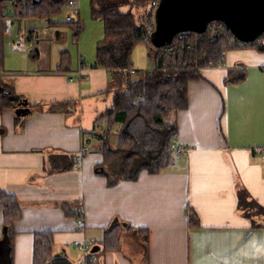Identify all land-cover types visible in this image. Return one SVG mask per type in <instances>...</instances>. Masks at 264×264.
<instances>
[{
    "label": "crops",
    "instance_id": "obj_1",
    "mask_svg": "<svg viewBox=\"0 0 264 264\" xmlns=\"http://www.w3.org/2000/svg\"><path fill=\"white\" fill-rule=\"evenodd\" d=\"M76 1L64 20L12 17L6 8L0 80L29 112L17 116L18 105L0 112V192L21 209L12 257L0 212V264H32L37 231H52L53 256L71 264H264V227L252 228L237 209L240 188L264 206V49L228 50L222 65L201 68L203 79L188 83L187 108L169 117L179 152L158 174L108 186L96 164L104 129L97 118L113 98L109 72L96 67L80 76L78 58L57 72ZM229 71L242 80L225 83ZM56 156L78 163L51 172ZM64 205L80 217L65 216ZM189 209L197 226H188ZM115 223L131 229L119 251L102 254L104 231ZM135 229L147 230V244Z\"/></svg>",
    "mask_w": 264,
    "mask_h": 264
},
{
    "label": "trees",
    "instance_id": "obj_2",
    "mask_svg": "<svg viewBox=\"0 0 264 264\" xmlns=\"http://www.w3.org/2000/svg\"><path fill=\"white\" fill-rule=\"evenodd\" d=\"M69 0H23L8 5L7 0L0 1V65L3 61V21L7 17L6 8L10 6L12 17L45 18L60 12ZM149 0H90V13L103 25L104 37L96 44L95 63L109 72L113 93L110 108L98 116L97 121L104 122V129L98 136L101 141L99 153L101 160L96 164L98 173L105 177L106 184L112 186L120 181H135L139 174H158L174 155V142L178 128L175 120H169L172 114L188 106L187 86L191 81L203 79L199 69L220 66L224 62V53L241 46L233 45L231 35L211 36L208 31L197 34L180 33L174 36L168 46L174 43L178 47L171 53L164 51L165 45L155 46L150 39H144L142 26L136 24L135 15L130 11H121L120 5L145 8ZM145 12L141 15L143 20ZM72 30L73 41L77 42L82 32L79 20L66 22ZM183 35V38H179ZM148 45L149 56L153 59L150 70H138L134 73L132 53L136 46ZM261 50L264 47H257ZM71 58L68 52L60 54L57 72L70 71ZM232 71L224 79L225 83L238 82L241 77L233 78ZM24 97L17 95L13 88L0 80V112L15 108ZM51 172L72 168L77 158L50 157ZM237 209L251 219V227H264V206L257 203L248 191H237ZM0 212L2 213V241L12 257L13 224L21 217V209L14 195L0 192ZM67 217L79 218L80 213L70 207L62 206ZM263 222H257L256 220ZM197 215L188 210V226H197ZM131 227L112 224L104 231L100 241L102 254L116 252L121 247V236ZM144 233L143 242L147 244L146 229H135ZM52 231L34 233L32 264H71L68 260L53 256ZM89 257L92 255L89 254ZM88 259V256H87ZM86 264H89L88 260Z\"/></svg>",
    "mask_w": 264,
    "mask_h": 264
},
{
    "label": "water",
    "instance_id": "obj_3",
    "mask_svg": "<svg viewBox=\"0 0 264 264\" xmlns=\"http://www.w3.org/2000/svg\"><path fill=\"white\" fill-rule=\"evenodd\" d=\"M155 19L150 37L155 46L170 43L180 33L202 34L213 21L222 22L239 42L250 43L264 32V0H160ZM28 112L26 100L14 111L17 116Z\"/></svg>",
    "mask_w": 264,
    "mask_h": 264
},
{
    "label": "rangeland",
    "instance_id": "obj_4",
    "mask_svg": "<svg viewBox=\"0 0 264 264\" xmlns=\"http://www.w3.org/2000/svg\"><path fill=\"white\" fill-rule=\"evenodd\" d=\"M119 8L121 11L130 10L135 15L136 24L138 26L141 25V15L144 14L145 8L135 6H125L122 8L121 5ZM68 14L73 15L72 8L66 3L61 7L60 12L56 14L55 18L64 20ZM74 17L75 20H79L82 23L83 29L79 35L78 41L74 42L72 30L70 27L66 28L69 31V40L66 44V48H64V51L68 52L71 58V63L75 62L79 56H82L84 58V62L91 65L90 63L95 61L96 44L104 37L102 22L99 19L91 17L90 0H80L78 12H74ZM152 60L153 59L149 56L148 47L145 44H140L134 48L132 53V62L133 65L139 67V70L143 71L148 69L150 64L149 61L152 62Z\"/></svg>",
    "mask_w": 264,
    "mask_h": 264
},
{
    "label": "built area",
    "instance_id": "obj_5",
    "mask_svg": "<svg viewBox=\"0 0 264 264\" xmlns=\"http://www.w3.org/2000/svg\"><path fill=\"white\" fill-rule=\"evenodd\" d=\"M8 5H11L15 2H17V4L19 5H23V0H7ZM159 2L160 0H149L147 5L145 6V17L142 20L141 26H142V31L144 32V39H150L151 35L154 33L155 28H156V10L158 9L159 6ZM77 1L76 0H69L67 2L68 5L70 6H76ZM10 20H4L3 24V30H5V28L9 25ZM208 33L211 36H216L218 34H229L231 35L230 41L233 45H239L241 47L243 46H253V47H264V32L257 38L255 39L253 42L250 43H241L239 42L226 28V26L219 21H213L211 22L208 26H207V30ZM182 34V33H181ZM183 35H180L179 38H183ZM148 47V45H147ZM178 47L177 43H174L171 46H168L167 44L164 47V51L167 53H171L173 52L176 48ZM96 65L91 64L88 65L84 62V58L82 56L78 57V68H77V73L82 76L85 74V72L87 70H91V69H95ZM201 69V68H200ZM135 68L131 69L130 72L134 73L135 72ZM147 70H150V68H148ZM71 80V79H70ZM179 152L178 149H176L174 151V154H177Z\"/></svg>",
    "mask_w": 264,
    "mask_h": 264
}]
</instances>
